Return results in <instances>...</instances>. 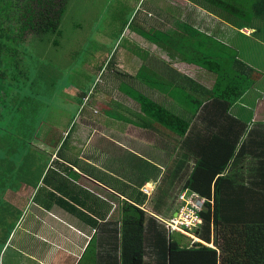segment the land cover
<instances>
[{
  "label": "crops",
  "instance_id": "crops-1",
  "mask_svg": "<svg viewBox=\"0 0 264 264\" xmlns=\"http://www.w3.org/2000/svg\"><path fill=\"white\" fill-rule=\"evenodd\" d=\"M141 2L128 3L139 20L121 34L128 48L103 35L75 111L63 106L52 117L51 108L36 118L29 104L6 115L0 102V119L16 129L13 137L0 130V165L7 153L19 174L17 188H1L0 203L36 196L15 251L5 240L0 264H124L125 202L144 200L142 210L169 220L180 212L181 193H213L219 178L224 252L214 226L206 238L201 225L196 235L217 251L218 264H231L227 240L243 224L256 240L264 225V0H145L140 17ZM150 102L181 117V130L162 122ZM11 172L0 171V181ZM151 230L161 236L149 237L143 264H171L172 241L192 246L180 232Z\"/></svg>",
  "mask_w": 264,
  "mask_h": 264
},
{
  "label": "rangeland",
  "instance_id": "rangeland-1",
  "mask_svg": "<svg viewBox=\"0 0 264 264\" xmlns=\"http://www.w3.org/2000/svg\"><path fill=\"white\" fill-rule=\"evenodd\" d=\"M131 1L133 0H67L65 12L56 32H47L28 47L16 43L17 39L13 43H8L7 51L12 50L13 53L17 51V54L12 55L6 73L0 75V91L7 93L5 98L0 99V102H6L7 106L3 104L0 106L3 105L6 115L15 113L17 116L18 108H26L29 104L37 107L32 113L36 118H44L51 108L54 113L52 117L56 116L63 106H67L70 112L72 109L75 111L78 93L83 85L82 76L86 75L87 63L92 59L98 60L96 53L103 35L108 34L110 39L117 36L114 46L120 43L119 50L129 47L130 38H126L127 36L121 40L120 38L123 31H127L125 33L127 35L128 31L134 30L139 23V20L136 22L135 19L131 20L134 14V5H128ZM19 3L21 4V1ZM144 9L145 0H142L136 14L141 17ZM126 26L127 29H122ZM91 86L92 84H88L87 92ZM6 115L0 119V130L2 128L7 130L8 137L16 136V129L12 124L7 123L5 126ZM76 119L73 122H76ZM4 157L7 161L5 165H0V171L9 169L12 172L8 174V178L0 181V200L5 195L1 188H17L19 181V174L14 173L18 163L13 164V157H7V153ZM35 197H29L24 202L16 200V205L12 207L7 202L0 203L4 210V217L0 212V252L4 248L5 240L9 253L14 250L16 239L22 229L26 228L31 217L30 207ZM39 199L40 195L36 201ZM21 205L24 206V210L18 212L22 208ZM19 213H22V216L16 223V216ZM189 238L192 246L194 243L205 244L201 239V242H194L192 237ZM6 259L1 260L6 262Z\"/></svg>",
  "mask_w": 264,
  "mask_h": 264
},
{
  "label": "trees",
  "instance_id": "trees-1",
  "mask_svg": "<svg viewBox=\"0 0 264 264\" xmlns=\"http://www.w3.org/2000/svg\"><path fill=\"white\" fill-rule=\"evenodd\" d=\"M20 1L21 4L19 3ZM66 2L67 0H0V75L1 73H6L7 66L11 64L12 55L17 54V51L15 53L12 50L8 52L7 44L13 43L17 39L16 43L28 47L35 40L37 42V39L44 36L47 32H56L65 12ZM8 31L10 32L9 34ZM141 100L145 108L147 100L142 97ZM149 104L159 111L157 117L162 122H166L170 126L181 130L179 124L185 123L181 117L152 102ZM222 171L223 169L221 168L219 173H222ZM221 179L217 180L213 193L210 191L201 195L207 201L201 214V226L204 228L199 233L201 238H206L205 234H207L208 228L214 226L218 230L215 246L220 252L223 251L220 228L226 220V218H223L224 213L219 207L220 190L218 184ZM143 201L133 200V202H125L122 225L124 264H143L144 256L147 254L146 248L149 237L153 236L152 238L154 239L161 236L160 233H155L152 230L148 233V225L156 229L162 228L167 232L169 230L166 221L168 219L157 214L153 217L148 212L142 210L141 207H144ZM180 208L181 202L179 210ZM260 223H264V221L261 220L259 221ZM249 225L243 224L237 235L232 240H227L228 243L233 244V248L228 250V252L233 251L231 264H264V225L257 227L256 240L251 235L248 237L249 230L246 227ZM249 227L253 229V227ZM236 231H238V228L233 229L231 233ZM199 234H197V237L201 239ZM239 246L244 248L235 250ZM170 260L171 264H196L197 261L199 264H204L205 262L218 264L219 256L216 250L210 249L201 243H194L193 246L185 247L180 242L172 241Z\"/></svg>",
  "mask_w": 264,
  "mask_h": 264
},
{
  "label": "built area",
  "instance_id": "built-area-1",
  "mask_svg": "<svg viewBox=\"0 0 264 264\" xmlns=\"http://www.w3.org/2000/svg\"><path fill=\"white\" fill-rule=\"evenodd\" d=\"M143 192L150 195L153 193V188H144ZM206 201V198L195 192H183L180 195L181 209L178 216L166 220L169 230L192 237L194 242H201L195 231L202 224L201 214L205 208Z\"/></svg>",
  "mask_w": 264,
  "mask_h": 264
}]
</instances>
